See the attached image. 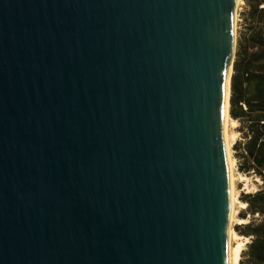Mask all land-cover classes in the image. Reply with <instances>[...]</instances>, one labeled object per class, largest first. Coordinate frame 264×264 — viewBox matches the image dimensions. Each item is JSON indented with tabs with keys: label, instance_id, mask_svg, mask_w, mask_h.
Here are the masks:
<instances>
[{
	"label": "water",
	"instance_id": "95a60500",
	"mask_svg": "<svg viewBox=\"0 0 264 264\" xmlns=\"http://www.w3.org/2000/svg\"><path fill=\"white\" fill-rule=\"evenodd\" d=\"M236 5L0 0V264H227Z\"/></svg>",
	"mask_w": 264,
	"mask_h": 264
},
{
	"label": "trees",
	"instance_id": "16d2710c",
	"mask_svg": "<svg viewBox=\"0 0 264 264\" xmlns=\"http://www.w3.org/2000/svg\"><path fill=\"white\" fill-rule=\"evenodd\" d=\"M264 0H253L247 34L237 44L230 80V117L238 123L241 141L235 149L238 171L254 175L260 188L244 197L249 221L236 232L248 238L240 264H264ZM264 8V7H263ZM247 47H249L247 49ZM246 216L243 218L245 219Z\"/></svg>",
	"mask_w": 264,
	"mask_h": 264
},
{
	"label": "bare ground",
	"instance_id": "6f19581e",
	"mask_svg": "<svg viewBox=\"0 0 264 264\" xmlns=\"http://www.w3.org/2000/svg\"><path fill=\"white\" fill-rule=\"evenodd\" d=\"M241 2V1H240ZM239 4V0H237V5ZM236 5V8H237ZM264 7V6H263ZM236 14V9H235ZM233 59L229 62V69H228V77H227V85H226V92H225V101H224V141H225V150L227 156V163L231 181V206H230V213H229V221H228V229H227V264H240V255L241 252L244 250L245 244L247 243V238L239 236L232 228V224L235 223L236 225H241L246 223L245 219H237L236 218V209H246V204L241 202L238 198V193L235 192L234 189V182L238 181L239 183H243L247 180V177L237 173V176H234L232 173L233 164L229 156L230 147L235 141L234 135L228 133V129H234L237 127V122L234 121L229 115V100H230V78L232 75V65ZM230 131V130H229ZM235 174V173H234ZM247 182V181H246ZM235 206H238L235 208Z\"/></svg>",
	"mask_w": 264,
	"mask_h": 264
},
{
	"label": "rangeland",
	"instance_id": "374dc122",
	"mask_svg": "<svg viewBox=\"0 0 264 264\" xmlns=\"http://www.w3.org/2000/svg\"><path fill=\"white\" fill-rule=\"evenodd\" d=\"M241 1V2H240ZM253 0H239V4L237 5L236 8V14H235V21H234V43H235V53H236V49H237V44L239 42V40L241 39V37L245 34H247V26L249 24V11H250V7L252 4ZM261 9H264L263 7ZM249 47H247L248 49ZM230 130V131H229ZM228 133L229 134H233L235 141L232 144V146L230 147V151H229V156L232 163L233 167H232V173L234 176H237L239 174L244 175L243 173L238 171V155H240L242 153L241 149H235V144L238 141H241V134L238 132V124L237 127L234 129H228ZM246 176V175H244ZM247 177V182H243V183H239L238 181L234 182V189L235 192L238 193V198L241 202H244V197L247 196L248 194H253L255 193L261 186V181L255 177L254 175H248ZM245 203V202H244ZM238 206H235V208H237ZM246 209H240L237 208L236 209V218L237 219H244L243 217L246 216ZM245 220L248 222L249 218L248 216H246ZM246 222V223H247ZM244 223V224H246ZM243 225V224H241ZM237 227H241L240 225H236L235 223L232 224V228L233 230L236 232V228ZM237 233V232H236ZM238 234V233H237ZM239 235V234H238ZM241 236V235H239ZM243 237V236H242ZM246 238V237H245ZM247 242H248V238H247ZM245 248V247H244Z\"/></svg>",
	"mask_w": 264,
	"mask_h": 264
}]
</instances>
